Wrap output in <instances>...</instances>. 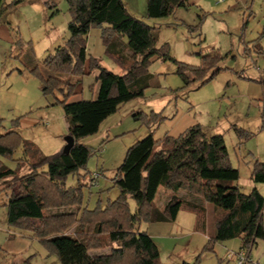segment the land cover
Here are the masks:
<instances>
[{
	"label": "trees",
	"instance_id": "16d2710c",
	"mask_svg": "<svg viewBox=\"0 0 264 264\" xmlns=\"http://www.w3.org/2000/svg\"><path fill=\"white\" fill-rule=\"evenodd\" d=\"M23 1L15 0L7 7L0 0V16ZM66 1L69 39L48 54L42 66L32 64L31 51L26 68L40 80L44 96L54 95L56 103L63 106L75 145L68 154L61 150L47 155L17 130L0 133V156L11 158L19 147L23 149L16 168L0 164V192L11 189L6 205L9 225L19 236L39 240L49 254L58 255L62 264H153L160 251L148 231L141 229L142 222L175 220L186 206L196 210L197 228L206 231L205 203H210L215 209V232L205 250L213 251L218 241L241 238L242 249L250 259L258 240L264 239V194L256 187L250 193L241 191L236 184L240 171L232 163L224 134L210 135L200 124L179 136L165 134L161 139H156L150 130L129 147L113 178L120 194L105 207H82L81 178L77 186H67L68 177L85 169L94 152L81 140L98 133L102 123L125 103L145 96L152 85L149 68L155 57L174 61L177 73L188 86L194 81L201 85L212 81L225 69L220 66L225 56L220 52L202 55L199 65L180 62L171 56L168 44L157 45L156 28L133 16L124 0ZM188 1L147 0V16L168 17L178 8L188 7ZM247 24L248 21L245 28ZM94 26L103 28L106 52L123 73L109 70L96 58H88L87 35ZM260 38H264V31ZM259 42L256 39L252 43L259 46ZM260 50L264 52L261 47ZM86 65L89 74L99 71L94 84L96 97L71 102L86 74ZM140 117L141 113L135 114L136 119ZM161 118L152 114L146 122L152 127ZM13 123L18 127L20 118ZM235 129L240 138L254 134ZM251 178L255 183H264V161L254 160ZM160 187L186 191L201 203L178 200L160 211L155 203ZM129 197L136 201L134 212ZM102 249L109 251L95 253ZM200 258L201 255L194 264ZM24 264H31L30 260Z\"/></svg>",
	"mask_w": 264,
	"mask_h": 264
},
{
	"label": "rangeland",
	"instance_id": "374dc122",
	"mask_svg": "<svg viewBox=\"0 0 264 264\" xmlns=\"http://www.w3.org/2000/svg\"><path fill=\"white\" fill-rule=\"evenodd\" d=\"M4 1L8 7L15 0ZM124 2L133 16L156 28L157 45L168 44L170 54L176 60L199 65L202 55L220 52L225 56L220 66L225 69L204 85L194 81L185 86L174 61L155 57L149 68L153 75L152 85L146 89L145 96L125 103L102 123L98 133L81 140V143L91 146L94 152L85 169L68 177L67 186H77L81 178L84 185L82 207L90 210L98 205L105 207L119 196L120 191L113 182L117 169L123 163L129 147L147 136L150 130L154 131L156 139H161L165 134L179 136L197 124L210 135L224 134L232 163L240 171V179L236 184L241 191L250 193L256 187L264 194V183H255L251 178L254 160L264 161V100L253 101L251 96V85L261 81L258 83L264 88V53L260 51V47L264 49V38L259 39L262 33L258 35L259 46L244 42L253 15L257 19L261 17L264 28V0H249L247 4L243 0H225L221 3L217 0H189L188 7L178 8L164 18L147 16V0ZM0 20L10 26L9 32L13 39L2 64L7 75L10 71L17 75L11 82L14 83L16 94L21 95L20 92L26 91L20 88H30L32 80L40 81L26 68L30 52L33 51L34 55L32 64L42 66L47 55L69 39V6L66 0H24L17 7H9L4 11ZM102 32V27L94 26L88 33V58H96L109 70L123 73V69L106 52ZM98 73L96 70L89 74L86 68L76 94L69 101L94 99ZM190 77L194 78L192 74ZM56 101L54 95L44 96L42 92L30 114L20 118L18 127L15 128L13 123L16 118H8L7 123L0 120V133L17 130L25 139L34 141L37 146L41 145L47 155L63 150L69 135V125L63 106ZM137 113H141L138 119L135 118ZM152 114H159L162 118L149 127L146 120L151 119ZM235 127L254 134L249 138H240ZM22 155L23 149L19 147L11 158L0 156V164L16 168L17 160ZM85 173L88 175L83 177ZM95 173L101 175L96 180L93 178ZM164 190L160 187L155 198L157 208L163 210L167 199L163 196ZM4 199L5 195H1V246L15 231L7 221V207L2 204ZM128 201L134 212L136 201L132 197ZM197 222L195 213L182 212L177 222L167 225L169 234L157 236L160 263L194 264L201 255L198 264H238L241 238L218 241L213 251H207L205 247L210 237L206 234L213 226L203 232L197 228ZM149 225L142 222L141 229L147 230ZM21 238L29 242L22 257L29 259L31 264H62L58 255L49 254L39 240ZM108 251L102 249L95 253ZM14 258L1 247L0 264H16L13 263ZM247 264H264V239L258 240L252 250L251 261Z\"/></svg>",
	"mask_w": 264,
	"mask_h": 264
},
{
	"label": "crops",
	"instance_id": "0c3cea01",
	"mask_svg": "<svg viewBox=\"0 0 264 264\" xmlns=\"http://www.w3.org/2000/svg\"><path fill=\"white\" fill-rule=\"evenodd\" d=\"M243 2L247 4L249 0H243ZM262 17H264L263 13H262ZM250 19H252L250 20V30L247 32V36L244 39V42H247V43H251L254 40H256L258 38V35L264 31V28L261 24V17L257 19V17L253 15V17H251ZM9 27H10L9 25H6V23H3V21L0 20V120L6 121L5 123H7L8 118L10 117L25 118L26 116H28L31 112L32 107L34 106V104H37V102H39V98L42 95V84L38 80L30 81L31 82L30 88L29 86L20 88L26 91L25 93L20 92L21 95L19 94L17 95L16 92L13 90L14 83L11 82V79H13L14 77H17V75L13 71L12 72L10 71V73H8L7 75V72L4 69L3 64H2V62L4 61L6 57V53L11 48L9 43L11 44L13 41L12 35L9 32V29L11 28ZM86 68L88 67L86 66ZM240 75L243 76L242 74ZM10 76L12 77L10 78ZM251 88H253V91L251 94L253 101L264 100V88L260 83L257 82V84L255 83L254 85H251ZM23 120L24 119H22V121ZM38 147L42 151L43 147L41 145H38ZM1 195L2 196L5 195L6 199H4L5 201L2 200V202H4L2 204L6 206L10 198V195H11V190L10 189L3 190L0 192V196ZM163 196L167 198L165 201L164 208H166V206L169 203H174L178 200H184V201L188 200V201H192L196 203H201V201L197 197L191 194H188L186 191H183V190L173 192L171 190L165 189L163 192ZM159 210L163 211V209H159ZM205 211H206V231H208L207 228H210L212 226L214 227V213H215L214 206L210 203H205ZM182 212H187V213L193 212L197 215L196 210H193V209H190L184 206L179 211L175 220L158 221V222L150 223L149 229H147V231L149 235L152 237V239L154 240L155 244L158 246L159 251H160V246H159L158 241L156 240L157 236L169 234L167 225L170 222L172 223L177 222ZM213 227L211 231H209V233L206 234L207 236L211 237L214 235L215 230H213ZM28 243H29L28 240L19 237L18 233L14 231V233L11 234L9 240L6 243H4L2 246L1 245L0 246L2 247V250L5 253L9 254L10 256L15 257L14 258L15 260H13V263L19 264V263H24L26 261L24 257H22V255L24 254V252L27 251L29 247ZM241 252H245V250L242 249V247L237 254ZM250 261H251V258H250ZM153 264H161L160 256L158 259L155 260Z\"/></svg>",
	"mask_w": 264,
	"mask_h": 264
},
{
	"label": "built area",
	"instance_id": "2783aa9c",
	"mask_svg": "<svg viewBox=\"0 0 264 264\" xmlns=\"http://www.w3.org/2000/svg\"><path fill=\"white\" fill-rule=\"evenodd\" d=\"M223 1H225V0H217L218 3H221ZM100 176H101L100 173H95L94 176H93V178L96 180ZM247 261H250V259L247 258L245 252H241V253L238 254V264H245V262H247Z\"/></svg>",
	"mask_w": 264,
	"mask_h": 264
},
{
	"label": "water",
	"instance_id": "95a60500",
	"mask_svg": "<svg viewBox=\"0 0 264 264\" xmlns=\"http://www.w3.org/2000/svg\"><path fill=\"white\" fill-rule=\"evenodd\" d=\"M75 145V138L74 137H72V136H67L66 137V145L64 146V148H63V152L65 153V154H68L70 151H71V149H72V147Z\"/></svg>",
	"mask_w": 264,
	"mask_h": 264
}]
</instances>
